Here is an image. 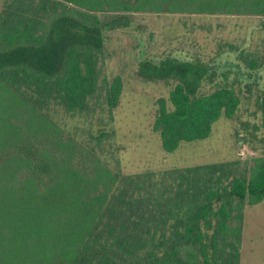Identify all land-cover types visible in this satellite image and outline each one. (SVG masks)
Wrapping results in <instances>:
<instances>
[{
	"label": "trees",
	"instance_id": "trees-1",
	"mask_svg": "<svg viewBox=\"0 0 264 264\" xmlns=\"http://www.w3.org/2000/svg\"><path fill=\"white\" fill-rule=\"evenodd\" d=\"M100 12L264 16V0H0V264H200V256L210 264L222 254L218 240H240L245 202L264 200V145L248 172L226 169L202 208L183 211L176 203L195 189L187 180L219 165L125 174L114 138L105 151L106 134L84 138L61 124L51 111L87 112L101 90L111 25ZM177 54L140 65L150 79L176 80L157 99L153 125L167 152L209 137L214 122L234 118L242 104L235 86L202 93L214 71ZM245 64V80L264 91V59ZM123 86L120 75L106 86L110 108ZM259 111L264 130V96ZM226 253L238 264V247Z\"/></svg>",
	"mask_w": 264,
	"mask_h": 264
},
{
	"label": "rangeland",
	"instance_id": "rangeland-1",
	"mask_svg": "<svg viewBox=\"0 0 264 264\" xmlns=\"http://www.w3.org/2000/svg\"><path fill=\"white\" fill-rule=\"evenodd\" d=\"M98 14L104 23L111 25L105 31L101 90L93 97L87 112L72 114L57 107L52 114L78 136L86 138L89 131L106 134L102 143H105L104 148L109 147L105 151L114 148L111 146L114 138L118 149L113 156L125 174L219 165L217 171L201 169L197 177L189 178L188 185L195 187L193 192L190 195L186 192L178 203L170 205L176 203L183 211L191 207L197 212L198 207L202 208L207 202L208 190L220 185L219 176L224 178L227 175L226 169L231 176L248 172L253 157L262 152L264 130L259 124V108L264 91L256 82L249 85L245 80L249 72L245 63L252 57L264 59V16L149 12ZM113 23L117 25L112 26ZM177 53L188 60L209 65L214 71L210 80L204 83L202 93L222 85L235 86L242 104L234 118L222 116L214 122L209 137L181 142L177 150L167 152L153 125L157 99L168 97L176 80L150 79L141 73L140 65L145 61L157 63ZM238 71L245 81L238 78ZM117 75L123 78V91L119 104L110 108L105 99L106 86ZM211 217L208 225L215 226L218 216ZM241 221L239 241L229 235V240L225 241V246L229 244V247H225L221 239L216 242L219 249H223L219 251L223 255H217L215 248L209 246L211 255L212 251L216 254V260L210 264H228L224 257L232 247L239 249L238 264H264V200L252 205L246 201ZM202 259L200 256V264Z\"/></svg>",
	"mask_w": 264,
	"mask_h": 264
},
{
	"label": "crops",
	"instance_id": "crops-1",
	"mask_svg": "<svg viewBox=\"0 0 264 264\" xmlns=\"http://www.w3.org/2000/svg\"><path fill=\"white\" fill-rule=\"evenodd\" d=\"M260 113H261V112H260ZM261 118H262V115H261ZM261 118H260L259 124L261 123Z\"/></svg>",
	"mask_w": 264,
	"mask_h": 264
}]
</instances>
